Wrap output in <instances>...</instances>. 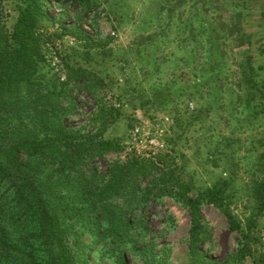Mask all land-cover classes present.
<instances>
[{
	"label": "trees",
	"instance_id": "obj_1",
	"mask_svg": "<svg viewBox=\"0 0 264 264\" xmlns=\"http://www.w3.org/2000/svg\"><path fill=\"white\" fill-rule=\"evenodd\" d=\"M79 1L86 9L94 6L92 0ZM47 9V0L14 1L16 17L8 25L0 0V264H103L91 259L98 249L110 254L111 264H128V259L167 264V253L155 252L154 244L145 241L149 203L159 206L165 198L190 217L189 264H217L202 251L210 240L204 205L219 209L230 230L239 234L238 262L252 257L255 264H264V134L260 175L251 189L254 211L244 223L229 209L227 191L233 179L198 191L176 171H164L169 155L153 160L131 152L125 161H108V155L123 150L122 140L109 133L123 114L120 93L118 107L104 103V79L93 69L96 55H109L108 42H94L82 29L53 21ZM241 17H231L235 20L224 28L236 46H250ZM47 22L58 23V29L44 32ZM65 35L79 43L60 57L66 68L62 83L46 65L43 51L48 42ZM247 64L244 83L262 97L255 69ZM257 69L263 71L264 65ZM260 81L264 88V78ZM74 88L96 101L91 129L69 125L78 112ZM127 120L131 129L132 119Z\"/></svg>",
	"mask_w": 264,
	"mask_h": 264
},
{
	"label": "rangeland",
	"instance_id": "obj_2",
	"mask_svg": "<svg viewBox=\"0 0 264 264\" xmlns=\"http://www.w3.org/2000/svg\"><path fill=\"white\" fill-rule=\"evenodd\" d=\"M14 1L3 0L2 20L8 25L16 17ZM47 1L53 21L82 29L94 42H108L109 55H96L93 69L104 79L100 94L104 103L117 105L120 93L123 114L109 133L122 140L123 150L108 155L107 160L125 161L129 147L154 160L147 141L163 142L165 149L156 155H169L164 171H176L195 190L233 179L227 191L229 209L244 223L254 211L251 189L260 175L264 96L252 92L243 77L247 63L251 64L264 94L260 81L264 70L258 73L257 69L264 65V0H92L91 9L79 0ZM238 14L250 46H236L224 28ZM58 25L47 22L43 31L52 33ZM78 43L65 35L48 42L44 52L66 74L60 57ZM72 95L78 112L69 125L91 129L96 101L84 90L74 88ZM127 116L132 119L131 129ZM135 127L141 128L138 140L133 136ZM97 162L106 171L105 161ZM201 213L210 230V240L202 246L206 258L217 264H255L252 257L241 263L235 259L240 236L230 230L219 209L204 205ZM146 219L145 241L154 244L155 252L167 253V264H189L187 211L165 198L159 206L149 203ZM84 240L89 243V235ZM262 243L264 247V238ZM91 259L112 263L110 254L99 249ZM128 264L135 262L128 259Z\"/></svg>",
	"mask_w": 264,
	"mask_h": 264
},
{
	"label": "built area",
	"instance_id": "obj_3",
	"mask_svg": "<svg viewBox=\"0 0 264 264\" xmlns=\"http://www.w3.org/2000/svg\"><path fill=\"white\" fill-rule=\"evenodd\" d=\"M72 42V40H71ZM47 48H45L46 50ZM43 57L44 60L47 64H50L51 67L53 68V70L56 73V76L58 78V80L60 81H64L66 79V74L62 73L61 69H60V64L58 61H56V59L54 57H50L47 53H45L43 51ZM54 58V59H53ZM119 104L115 105V107H118ZM133 136H134V140H138L141 138V128L140 127H135V129L133 130ZM141 142V140H139V143ZM148 146L150 147L151 153H149V156H156L157 152H162L165 147L163 142H159V141H155V140H148L147 141ZM132 152V148H127L125 149V154H129Z\"/></svg>",
	"mask_w": 264,
	"mask_h": 264
}]
</instances>
